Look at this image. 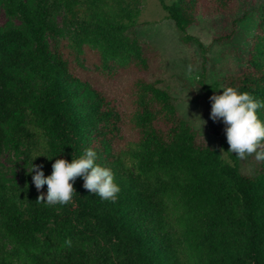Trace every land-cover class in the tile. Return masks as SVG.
Segmentation results:
<instances>
[{
    "label": "trees",
    "instance_id": "1",
    "mask_svg": "<svg viewBox=\"0 0 264 264\" xmlns=\"http://www.w3.org/2000/svg\"><path fill=\"white\" fill-rule=\"evenodd\" d=\"M125 1L36 0L32 10L18 0L25 30L0 32V157L8 140L24 148L25 161L50 170L47 176L55 159L70 162L92 148L120 187L115 201L101 200L77 177L69 202L45 206L36 196L46 185L38 192L32 178L21 186L0 178V264H264V160L253 175L241 173L213 120L230 162L180 115L154 79L159 52L127 33L138 12L123 8ZM239 1L159 0L183 34L199 17L232 13ZM60 12L75 30L77 49L96 51L104 70L131 73L125 111L98 91L100 105L75 112L72 60L63 52L52 56L45 39L46 30L58 34L53 19ZM16 71L36 75L42 91ZM223 82L264 100V0L243 61ZM257 115L264 120V108Z\"/></svg>",
    "mask_w": 264,
    "mask_h": 264
},
{
    "label": "rangeland",
    "instance_id": "2",
    "mask_svg": "<svg viewBox=\"0 0 264 264\" xmlns=\"http://www.w3.org/2000/svg\"><path fill=\"white\" fill-rule=\"evenodd\" d=\"M17 1L0 0V32L12 28L25 30V25L17 14ZM24 1L30 9H35L36 0ZM164 1L167 4L175 2ZM261 5L262 0H241L228 15L199 17L185 34L167 19L159 0H126L122 5L127 10L135 8L138 12L134 23L128 26L127 33L137 38L140 44L152 46L160 54L161 71L154 74V79L160 80L161 87L171 95L180 115L211 147L219 149L221 158L228 162L229 154L221 148L220 138L212 132L209 97L214 93L220 94L221 88L225 87V76L240 67L254 36ZM53 23L58 34L52 35L46 30L45 39L52 56L63 52L72 60V67L77 75V80L70 84L71 102L75 112L84 115L100 105L98 91L114 96L120 109L125 111L131 96V73L112 67V72L104 70L96 51L87 46L77 49L74 42L75 30L66 24L63 12L55 16ZM233 30L235 35L231 40L215 42L216 38H221ZM197 40L203 48L199 47ZM14 74L29 79L35 90L42 91V82L36 75L20 71ZM200 119L204 121L203 124ZM214 122L229 147L224 131L226 126L222 119ZM10 126H5L8 133ZM112 150V146L107 145L108 155L113 153ZM23 151L24 148L14 149L8 140L5 143L0 157V178L7 186H21L24 178H31L34 174L28 173L32 163L25 161ZM258 162L254 154L247 155L244 159L239 158L241 173L253 175ZM42 169L44 173L50 172L44 166ZM40 195L37 194L36 200ZM150 223L148 220L147 224ZM44 236L38 235V239L43 240Z\"/></svg>",
    "mask_w": 264,
    "mask_h": 264
},
{
    "label": "clouds",
    "instance_id": "3",
    "mask_svg": "<svg viewBox=\"0 0 264 264\" xmlns=\"http://www.w3.org/2000/svg\"><path fill=\"white\" fill-rule=\"evenodd\" d=\"M221 89L220 94L214 93L209 97V117L213 121L222 119L225 124L228 151L235 152L240 159L254 154L257 161L264 160V120L257 115V110L264 108V100L231 86ZM96 160L95 150L86 148L83 154L77 158L72 157L70 162L64 158L55 159L51 165L52 171L47 176L42 166L32 161L28 173L34 172L31 178L35 188L39 192L42 186H47L46 193H41L37 202L48 206L69 202L75 192L73 183L77 177L83 179L85 189L101 200L115 201L120 187L114 173L111 168L97 164ZM65 243L70 241L66 240Z\"/></svg>",
    "mask_w": 264,
    "mask_h": 264
}]
</instances>
